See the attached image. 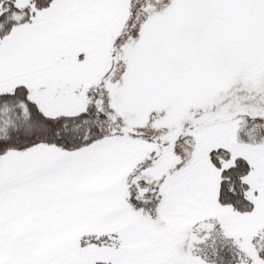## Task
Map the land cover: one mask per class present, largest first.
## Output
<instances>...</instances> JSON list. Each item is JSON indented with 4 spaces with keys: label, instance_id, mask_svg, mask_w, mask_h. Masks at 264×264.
Wrapping results in <instances>:
<instances>
[{
    "label": "snow or ice",
    "instance_id": "1",
    "mask_svg": "<svg viewBox=\"0 0 264 264\" xmlns=\"http://www.w3.org/2000/svg\"><path fill=\"white\" fill-rule=\"evenodd\" d=\"M0 264H264V0H0Z\"/></svg>",
    "mask_w": 264,
    "mask_h": 264
}]
</instances>
